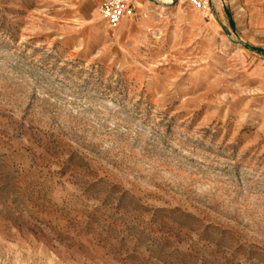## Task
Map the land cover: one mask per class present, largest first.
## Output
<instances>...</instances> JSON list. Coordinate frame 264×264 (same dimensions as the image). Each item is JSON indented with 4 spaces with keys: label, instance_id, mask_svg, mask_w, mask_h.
I'll return each instance as SVG.
<instances>
[{
    "label": "rangeland",
    "instance_id": "obj_1",
    "mask_svg": "<svg viewBox=\"0 0 264 264\" xmlns=\"http://www.w3.org/2000/svg\"><path fill=\"white\" fill-rule=\"evenodd\" d=\"M100 1L0 0V264H264V56Z\"/></svg>",
    "mask_w": 264,
    "mask_h": 264
},
{
    "label": "crops",
    "instance_id": "obj_2",
    "mask_svg": "<svg viewBox=\"0 0 264 264\" xmlns=\"http://www.w3.org/2000/svg\"><path fill=\"white\" fill-rule=\"evenodd\" d=\"M164 0H132L134 10L142 11ZM170 1V0H165ZM264 1L212 0L211 11L221 18L222 24L234 34L244 48L264 56ZM252 48L260 49L254 50Z\"/></svg>",
    "mask_w": 264,
    "mask_h": 264
},
{
    "label": "built area",
    "instance_id": "obj_3",
    "mask_svg": "<svg viewBox=\"0 0 264 264\" xmlns=\"http://www.w3.org/2000/svg\"><path fill=\"white\" fill-rule=\"evenodd\" d=\"M186 1L198 11H211L212 0ZM97 10L111 27L117 26L124 17H130L134 14L132 0H101Z\"/></svg>",
    "mask_w": 264,
    "mask_h": 264
},
{
    "label": "trees",
    "instance_id": "obj_4",
    "mask_svg": "<svg viewBox=\"0 0 264 264\" xmlns=\"http://www.w3.org/2000/svg\"><path fill=\"white\" fill-rule=\"evenodd\" d=\"M252 49H254V50H258V52H259V50H260V49H257V48H252Z\"/></svg>",
    "mask_w": 264,
    "mask_h": 264
},
{
    "label": "water",
    "instance_id": "obj_5",
    "mask_svg": "<svg viewBox=\"0 0 264 264\" xmlns=\"http://www.w3.org/2000/svg\"><path fill=\"white\" fill-rule=\"evenodd\" d=\"M226 31V30H225ZM227 33H228V31H227Z\"/></svg>",
    "mask_w": 264,
    "mask_h": 264
}]
</instances>
